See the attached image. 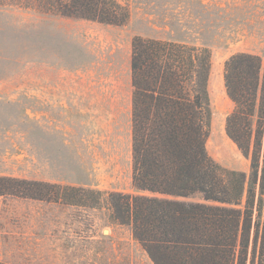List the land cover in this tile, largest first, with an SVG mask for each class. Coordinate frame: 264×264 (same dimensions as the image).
<instances>
[{
  "label": "rangeland",
  "instance_id": "1",
  "mask_svg": "<svg viewBox=\"0 0 264 264\" xmlns=\"http://www.w3.org/2000/svg\"><path fill=\"white\" fill-rule=\"evenodd\" d=\"M116 1L130 12L122 26L55 16L34 5L0 6V176L101 193L94 208L0 196V264H152L130 227L112 219L107 203L110 192L135 194L130 121L135 36L209 49L207 151L223 169L249 176L250 158L225 131L233 104L223 70L240 53L261 57L264 68V0ZM258 129L261 166L264 118ZM256 200L257 195L254 209Z\"/></svg>",
  "mask_w": 264,
  "mask_h": 264
},
{
  "label": "trees",
  "instance_id": "2",
  "mask_svg": "<svg viewBox=\"0 0 264 264\" xmlns=\"http://www.w3.org/2000/svg\"><path fill=\"white\" fill-rule=\"evenodd\" d=\"M1 5H34L43 13L113 26L124 25L130 16L128 7L116 0H0ZM263 69L261 57L240 53L228 58L223 70L225 94L233 104L225 131L250 158L247 178L223 169L207 151L212 124L209 49L133 38L135 194L110 192L107 203L112 219L130 227L152 264H264V155L260 166L258 152V128L264 118ZM0 196L94 208L101 193L0 176Z\"/></svg>",
  "mask_w": 264,
  "mask_h": 264
},
{
  "label": "crops",
  "instance_id": "3",
  "mask_svg": "<svg viewBox=\"0 0 264 264\" xmlns=\"http://www.w3.org/2000/svg\"><path fill=\"white\" fill-rule=\"evenodd\" d=\"M130 79H131V73H130ZM57 95H59V94H57ZM57 95L53 94V97H57ZM60 97H61V95H60ZM65 106H66V104H65ZM53 107L56 108V105H54ZM130 121H131V117H130ZM23 179H25V178H23ZM26 180H30V179H26ZM31 180L35 181L34 179H31Z\"/></svg>",
  "mask_w": 264,
  "mask_h": 264
}]
</instances>
